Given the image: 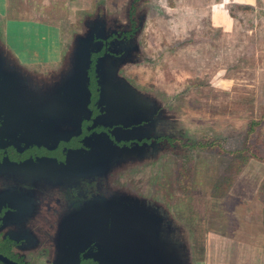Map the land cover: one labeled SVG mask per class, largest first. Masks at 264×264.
<instances>
[{
    "label": "rangeland",
    "instance_id": "374dc122",
    "mask_svg": "<svg viewBox=\"0 0 264 264\" xmlns=\"http://www.w3.org/2000/svg\"><path fill=\"white\" fill-rule=\"evenodd\" d=\"M131 1L8 0L7 9L1 2L0 41L11 56L53 48L62 56L84 19L102 12L124 20ZM132 6V17L144 19L138 57L127 62V72L175 118L173 150L143 165L156 173V201L187 229L199 260L209 231L261 244L254 247L264 254V0H134ZM28 15L41 22L31 33ZM34 36L41 38L37 46L25 48L22 42ZM248 244L242 250L252 252Z\"/></svg>",
    "mask_w": 264,
    "mask_h": 264
},
{
    "label": "flooded vegetation",
    "instance_id": "af4514ba",
    "mask_svg": "<svg viewBox=\"0 0 264 264\" xmlns=\"http://www.w3.org/2000/svg\"><path fill=\"white\" fill-rule=\"evenodd\" d=\"M133 3L134 0L127 7L124 20L97 13L106 21L107 38L90 56L87 67L90 112L81 120L78 134L65 133L64 138H57L51 129L57 125L56 120L70 127L74 123L71 117L74 115L70 113L73 104L67 95V85L72 84L68 76H72L73 58L6 57L3 67L10 74L12 87L9 102L0 105V264H100L93 256L102 246L99 238L110 235L112 222L122 221L105 213H110L116 203L128 204L126 197L147 205L157 204L156 173L152 170L147 173L146 168L164 150H173L176 130L166 107L153 108L147 104L160 99L156 92L152 88L141 89L147 101L146 121L126 126L94 123L106 111L101 107H108L105 103L98 104L101 88L97 69L116 68L117 74L131 85L138 84L127 72V62L117 64L109 57L103 58L108 47L119 56L129 39L136 36L144 16L132 17ZM111 120L108 118L106 123ZM142 125L145 127L139 134L145 136L126 139L135 134L131 131L133 127ZM47 126L50 128L46 130ZM96 134L102 135L95 139ZM105 136L118 147L153 141L160 143L161 148L148 159H121L112 153L111 159L106 160L94 158L92 153L88 156L85 152H74L100 148ZM100 222V228L93 225ZM113 264L126 263L119 259Z\"/></svg>",
    "mask_w": 264,
    "mask_h": 264
},
{
    "label": "water",
    "instance_id": "95a60500",
    "mask_svg": "<svg viewBox=\"0 0 264 264\" xmlns=\"http://www.w3.org/2000/svg\"><path fill=\"white\" fill-rule=\"evenodd\" d=\"M105 23L106 21L99 14L84 19V30L74 34L68 53L65 54L73 58L72 76H68V80L71 78L72 84L67 85L69 87L67 95H69L73 104L70 113L74 115L71 116L72 120L74 119V123L70 127V124H64L56 120L57 125L51 127V129L57 138H64L65 133L67 135L78 134L81 120L89 116L88 102L90 91L88 88L87 67L92 52H97L99 50L97 45L107 38L104 31ZM142 26L143 20L139 24L136 36L130 38L125 45L123 53L116 56V50L108 47L103 58L109 57L117 64L134 62L136 52L133 51H139L137 39ZM23 45L27 48L26 44L23 43ZM8 49L9 47L5 46V42L0 41V105L9 102L8 94L12 87L9 85L10 74L8 75V71L3 67L7 63L6 57L11 56ZM97 76L98 84L101 88L98 104L105 103L108 107H101V110L104 109L106 111L98 115L94 119V123L105 125L122 124L126 126L147 120L148 117H146L144 109L147 101L143 96L144 91L142 92L136 86L131 85L127 79L118 75L116 68L103 71L97 69ZM38 103L43 104L44 102L38 101ZM147 104L156 108L162 105V102L154 99ZM135 106L136 109L134 110ZM108 118H112V120L106 123ZM144 127V125L133 127L131 131L135 134L129 135L126 139L142 138L145 135H141L139 132ZM48 128L50 126H47L46 130ZM101 135L96 134L94 137L99 139ZM105 145L109 148H106L107 146ZM160 148V143L153 141L149 144L143 143L141 145L135 144L131 147H118L113 145L111 140L105 136L101 140L100 148L94 147V149L89 151L79 149L74 152H85V155L88 156L89 153H92L94 158L100 156L101 159L106 160L111 159L112 153H115L121 159L133 157L148 159L149 155L159 153ZM109 166L105 165V168ZM96 167L97 164H94V168ZM82 168H86V165H83ZM126 200L128 204L119 205L116 203L110 208V213H105V215L119 218L122 221L112 222L110 235L99 238V243H102V246H99V251L93 256L100 264L118 263L119 259H124L126 264H198L200 262L198 258H195V252L190 246L189 232L173 216V213L166 209L167 206L165 204L157 202L155 205H147L138 199L131 200L129 197H126ZM100 215H103V213H100ZM101 224L102 222L94 223L93 225L100 228Z\"/></svg>",
    "mask_w": 264,
    "mask_h": 264
},
{
    "label": "crops",
    "instance_id": "0c3cea01",
    "mask_svg": "<svg viewBox=\"0 0 264 264\" xmlns=\"http://www.w3.org/2000/svg\"><path fill=\"white\" fill-rule=\"evenodd\" d=\"M4 1V2H3ZM2 2V6L7 9V3L8 0H0V3ZM5 15V13L3 14ZM34 16V15H33ZM29 16V20L27 21L28 27L26 28L27 32L31 33L36 30V27H38L40 22L39 18H35V16ZM34 18V19H33ZM9 20V18H8ZM46 25H54V24H47ZM51 29V28H50ZM34 33L35 35L37 34ZM31 41L29 43H24L27 45V47L31 46L36 47L37 42L41 40V38L34 36L30 38ZM33 39V40H32ZM58 39L55 38V42H57ZM23 44V42H22ZM58 46V45H57ZM34 55L33 57H55L60 56V54L57 53V49L53 48L51 52H48L47 54H39L37 52H34L35 50H32ZM39 55V56H38ZM41 55V56H40ZM44 55V56H43ZM53 55V56H52ZM235 238V239H233ZM240 237H235L232 235H227L221 232L216 231H209L206 233L203 241V248H204V255L199 260L200 264H264V254L258 253L255 249L259 247L254 246H260L258 243H254V245L250 244V246L253 247V251H247L242 250L244 245H247L245 243V239H239ZM238 240V241H237ZM232 241H235L234 248H230L229 246L233 245ZM248 244V245H249ZM229 245V246H228ZM261 247V246H260ZM252 250V249H251ZM261 249H259L260 252ZM263 252V251H262Z\"/></svg>",
    "mask_w": 264,
    "mask_h": 264
}]
</instances>
